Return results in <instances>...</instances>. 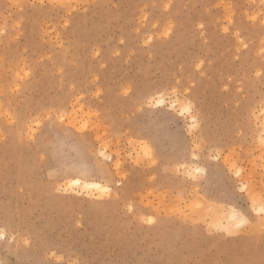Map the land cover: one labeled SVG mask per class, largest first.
<instances>
[{"label":"rangeland","instance_id":"obj_1","mask_svg":"<svg viewBox=\"0 0 264 264\" xmlns=\"http://www.w3.org/2000/svg\"><path fill=\"white\" fill-rule=\"evenodd\" d=\"M262 16L264 0H0V264H260L258 239L218 229L232 224L228 209L250 214L249 194L264 196ZM141 101L155 171L132 163L138 141L104 138ZM189 102L195 128L179 115ZM84 123L86 136L69 135ZM63 141L70 156L76 144L119 151L128 179L56 173L46 150ZM240 184L249 191L230 195Z\"/></svg>","mask_w":264,"mask_h":264},{"label":"snow or ice","instance_id":"obj_2","mask_svg":"<svg viewBox=\"0 0 264 264\" xmlns=\"http://www.w3.org/2000/svg\"><path fill=\"white\" fill-rule=\"evenodd\" d=\"M42 4V0H41ZM17 7H20L19 4H16ZM166 8H170L171 5H164ZM145 19H147L145 17ZM250 20L256 19L255 17L250 16ZM264 19V16H262ZM201 28L204 27L203 24L200 25ZM228 31V28H225V32ZM170 34V30L166 35ZM237 38H239V33H237ZM240 43L247 48V45L244 44L243 40H240ZM257 75H260L259 73ZM131 93V96H130ZM123 96L132 98L135 96V92L131 88L123 89L122 93ZM100 95V93H97ZM163 96V93L161 94ZM139 107L133 105L136 108V111L129 110L127 117H119L116 120L110 122L109 128L110 131L105 132L104 138L108 140V143L111 144L113 147L119 148L121 147L120 140L126 142L129 145H133L136 141L139 142V154H134L136 156L135 159H132V163L136 165L137 169L140 167H144L147 169H151L155 171L159 164L157 162V157L160 156L159 148L154 144L151 143V137L149 132L146 131L144 128L139 127L137 124V112H143L144 104L143 102H138ZM165 105V101L163 98L156 100L154 104H149L148 107H162ZM175 109L176 105H172ZM193 115V106L189 102L183 106L181 110H179L180 116ZM60 123H64V119L61 116ZM49 121H52V117H49ZM54 122V121H53ZM89 124L84 123L79 128H76L75 125H72V128L68 129L69 135H76L77 133H83L85 136L87 135L86 130L88 129ZM192 127H197V120L193 115L192 119ZM75 129V132H72V129ZM124 128H128L129 131L125 132ZM111 137L109 140L108 138ZM135 138V140L133 139ZM119 138V140H118ZM31 139V137H30ZM99 139V137H97ZM66 141L58 143L54 146L51 150H46L48 152L47 161L49 163V167L53 168L56 173H62L70 167L72 170H76L83 175H96L99 173H103L104 176L107 178L111 176L113 181L115 182L117 179L119 183L122 185L129 176V172L126 171V161L123 157H121L120 152L116 151L113 154L111 153V148L109 147H102V149L98 153H94L93 155H89L87 152L81 149V146L76 144L73 147V151L75 152L74 156H70L69 153L64 152ZM260 143L264 146V133L261 135ZM131 159V156L129 157ZM213 159L219 160V155H213ZM123 172L124 175L121 176L120 173ZM202 169L196 168L195 172H186V175L191 180H197L199 175L201 174ZM233 174L236 177L241 176V169L233 166L232 169ZM51 175V173H49ZM155 179V177H153ZM76 184H79V180L73 181ZM94 187H99V185H95ZM105 191H111V189L105 188ZM69 191L68 188L65 187H58L55 188V193L57 194H64ZM248 185L247 184H240L238 185V192H232L230 195L234 197H239L240 194L248 192ZM250 200V209L249 213L246 214L243 211H237L233 209V214L231 217L232 224L228 227H224L222 229H218L219 232L224 233L223 238H239L242 235L247 234L249 238L259 240V243L262 247H264V196H261L259 200L257 198L251 196L249 194ZM129 211H131V207L129 206ZM148 223H154V221L149 220ZM254 225H259L258 229H254ZM8 236L3 229H0V241L7 242ZM11 240L15 241L16 236H11ZM24 244L26 246H30V241L28 239L24 240ZM18 256H23V253L18 252ZM55 255V253H53ZM15 264H28V262L24 259H20L15 262ZM79 264H84V262H79ZM237 264H250V262H237ZM260 264H264V260H261Z\"/></svg>","mask_w":264,"mask_h":264},{"label":"bare ground","instance_id":"obj_3","mask_svg":"<svg viewBox=\"0 0 264 264\" xmlns=\"http://www.w3.org/2000/svg\"><path fill=\"white\" fill-rule=\"evenodd\" d=\"M75 180H79V179H75ZM75 180H71V181H69L72 185H76V186H78L81 190H83V191H87V192H95V191H98L99 192V190L100 189H105V188H108V187H106V186H103V185H101L100 183H98V182H94V181H88V182H81L80 180V183L79 184H76V183H74L73 181H75ZM95 185H99V187H94ZM228 211H229V215H227L228 217H232V214H233V210L232 209H228ZM228 214V213H227Z\"/></svg>","mask_w":264,"mask_h":264}]
</instances>
